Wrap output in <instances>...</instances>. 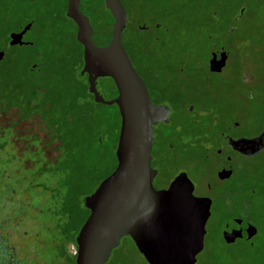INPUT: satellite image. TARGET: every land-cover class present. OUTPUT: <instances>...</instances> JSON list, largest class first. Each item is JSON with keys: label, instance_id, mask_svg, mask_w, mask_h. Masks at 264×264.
<instances>
[{"label": "flooded vegetation", "instance_id": "obj_1", "mask_svg": "<svg viewBox=\"0 0 264 264\" xmlns=\"http://www.w3.org/2000/svg\"><path fill=\"white\" fill-rule=\"evenodd\" d=\"M99 1L104 6V0ZM89 2L90 0H80L79 9L88 16L93 27V41L100 46L106 45L110 38L111 26L109 33H95ZM121 2L127 14V24L122 32V45L146 84L152 103L167 110V120L153 125L150 161L155 170L153 188L158 191L166 190L171 182L179 177L180 186L190 189L196 203V219L203 222L200 249L188 264H264V163L259 171L256 168L257 160L264 155V119L259 128L253 129L246 124L245 118L244 103L249 97L239 94L238 97H228L222 103L217 102L215 92L209 90L214 76L221 75L229 63L230 53L224 46L217 45L211 48L206 62L201 65L196 62L192 66H183L181 61L173 63L168 60L170 57L164 59L163 56L149 53L147 46H144L146 63L144 61L136 65L134 55L123 39L129 23L135 19L132 11H128L127 4L123 0ZM68 3L69 0H0V22L19 20V24L11 29L0 26V30L5 32L4 37L0 38V51H3L0 61L10 60L6 46H34L36 41L30 37L31 31L39 25H42L43 32L48 29L45 23L41 24L43 20L49 21L48 30L58 31V21L67 18L73 24L74 34L69 36L61 33L62 35L53 36L54 39L48 42L55 47L74 43L78 50L76 57L82 66L83 46L76 39L75 22L66 15ZM244 4L239 7L233 21L236 22L243 16L246 7ZM105 10L108 11L106 8ZM139 27L144 29L148 25L141 23ZM227 31L230 33L233 30L229 27ZM20 32V36H15V43L10 44L11 34ZM95 35L99 37L96 38ZM220 52H225L226 58L220 69L213 71L210 67L212 53L216 55ZM69 54V51H65L53 60L59 64L65 59H70L72 56ZM202 65L207 68L206 71L198 70ZM31 70L41 72L36 65L32 66ZM83 75L87 77L86 73ZM49 83L50 80L47 85H42V88H32L34 97L31 100L18 101L33 113L7 116L0 112V138H4V142H0V264H76V236L89 214V209H84V212H88L77 227L74 238L67 239L62 244L58 243L53 252L45 237L46 229L42 228L48 225L44 226L40 219L44 199L33 200L32 197L36 195L35 188L42 186L44 196V193L51 189V185L33 180L35 182L31 186H17L7 178L6 171L3 170L6 168L1 166L6 151H9L8 143H11L10 146L19 154L18 148L22 151L34 150L36 146L31 144L32 139L40 143L39 148L47 161L50 159L49 155L53 151L44 150L50 139L41 126L43 115L37 112L48 111L53 105L48 101L49 94L53 91ZM1 105L6 104H0V109ZM44 116L48 119V116ZM20 123H31L24 134L18 132ZM4 125L9 126L14 137L3 136ZM33 126L39 127L36 130L40 134L34 133ZM19 135L28 136L22 143L16 140ZM12 161L13 159L8 163ZM36 161L26 162L25 166L34 165ZM37 169L39 173L46 171L45 165ZM19 181L20 178L15 179L16 183ZM58 186L63 187L61 184ZM66 203L67 200H64L61 212L64 217L67 216L69 225V209L64 208ZM47 211L49 212L48 208Z\"/></svg>", "mask_w": 264, "mask_h": 264}, {"label": "rangeland", "instance_id": "obj_2", "mask_svg": "<svg viewBox=\"0 0 264 264\" xmlns=\"http://www.w3.org/2000/svg\"><path fill=\"white\" fill-rule=\"evenodd\" d=\"M144 2L139 14L141 20L130 22L123 38L134 55L133 60L136 65L140 64L141 59L133 47L147 46L151 54L163 56L164 59L170 57L168 60L173 63L181 61L183 66H192L196 62H200V65L206 62L212 47L224 46L230 53L229 63L221 75L214 76L209 90L214 91L216 101L222 103L230 96L238 97L240 94L249 97L244 103L246 124L253 129L259 128L264 119V0H144ZM243 4L246 6L243 16L236 22L233 21ZM89 8L92 23L99 33H104V28L98 23L103 20L104 24L110 25L109 14L99 0H90ZM151 21L157 22L160 27H154ZM48 22L43 20L41 24L45 23V27L50 29ZM58 23V31L45 29L43 32L42 25L35 27L30 36L36 41L34 46L23 48L6 46L10 60L0 61V104H6L1 105V113L7 116L31 114L33 111L31 112L25 104L18 101L31 100L34 97L32 88H42V85H47L49 80L53 90L48 97L49 103L53 104L50 109L37 111L43 115L41 126L50 139L44 150L51 149L54 152L49 155L51 160L47 161L45 154L39 148L40 143L32 139V143L28 141L36 146L34 150L22 151L18 148L19 154L10 146L11 143H8L9 151H6V157L1 164L6 168L3 170L6 171L7 178L14 181L17 186L21 184L23 187H28L35 181L51 185V189L46 191L44 196L42 186L35 188L36 195L32 197L33 200L44 199L40 219L44 226L48 225L42 228L46 229L45 237L53 252L58 243L62 244L63 241L74 238L75 231L86 214L83 212L86 208L84 197L90 194L86 192L93 191L102 177L114 166L116 133L120 124V116L115 105L96 106L90 99L86 87L87 80L84 73H81L82 66L76 57L77 46L70 42L68 45L55 47L48 42L59 34L69 36L74 34L73 24L67 18ZM141 23L148 27L140 29ZM17 24L19 20L15 19L0 22V26L9 29ZM229 27L233 30L230 33L227 31ZM4 35L5 32L0 30V38ZM95 37L99 36L95 35ZM65 51L71 53L70 59H65L59 64L53 60ZM34 65L41 72L32 71L31 67ZM204 69L207 70L204 65L198 68L199 71ZM96 85L103 97L109 99V80L98 79ZM72 102L74 107H69ZM44 115L48 116V119ZM98 123L104 125V130L107 126L112 129L102 133L103 144L99 146L96 144L95 136V127ZM28 125L31 123H20L19 134H24ZM37 128L39 127L33 126L34 133L40 134ZM69 130L72 136L76 135L73 148H69V140L66 138V132ZM79 131H83L81 137ZM2 134L8 138L14 137L13 131L7 125L3 126ZM27 136L19 135L16 140L23 143ZM0 142H4V138H0ZM82 152L87 157L91 154L88 162L97 163L99 166L97 170L100 173L95 177L82 174L72 198L69 196L64 199L66 187H60L58 184L61 186L67 184L64 180L67 179L66 172L70 164L68 158L73 153L81 155ZM12 159L13 161L8 163ZM30 161H36V164L25 166V163ZM263 163L264 155L256 162L257 171ZM43 165L46 171L39 173L37 168ZM16 178H20L18 183L15 182ZM64 200H67L66 204L72 205L76 213L75 218L71 213L72 221L69 225L66 221L67 216L64 217L61 212ZM105 264H147V262L131 239L122 237Z\"/></svg>", "mask_w": 264, "mask_h": 264}, {"label": "water", "instance_id": "obj_3", "mask_svg": "<svg viewBox=\"0 0 264 264\" xmlns=\"http://www.w3.org/2000/svg\"><path fill=\"white\" fill-rule=\"evenodd\" d=\"M80 0H69L66 15L76 26L83 46L81 73L95 103L115 104L120 116L115 168L84 197L89 214L76 236V264H105L122 237H130L149 264H188L200 249L203 222L196 219L190 189L175 178L166 190H155L151 167L153 125L167 120V110L152 103L146 84L122 45L127 14L121 0H104L113 22L106 45L92 39L93 27L79 9ZM12 33L10 44L16 41ZM210 59L213 71L226 58L220 52ZM3 51H0V59ZM112 80L117 94L105 99L97 79ZM193 216V217H191Z\"/></svg>", "mask_w": 264, "mask_h": 264}, {"label": "trees", "instance_id": "obj_4", "mask_svg": "<svg viewBox=\"0 0 264 264\" xmlns=\"http://www.w3.org/2000/svg\"><path fill=\"white\" fill-rule=\"evenodd\" d=\"M123 2L125 4H127V9L129 8L128 11L129 10L132 11L133 18L135 20H141V18H139V14H140L141 9L143 8V6L145 4L144 0H123ZM109 17H110V25H109V23L108 24H104L103 20H101V23H98L100 26H102L104 28V33H106L107 31L109 33V31H110V26H111V23H112V17H111L110 14H109ZM151 22H152V25H156L157 24V22H155V21H151ZM159 27H160V25H159ZM94 30H95V33H97V34H100V35L104 34V33H99L97 31V29L95 28V26H94ZM107 38H109V35L107 36ZM133 49L135 50V53H137V55L141 57L140 58L141 59L140 62H144L145 58H146V55H145L146 52L143 51L145 49L144 46H142V47L138 46L137 48L133 47ZM99 79L109 80V82H110V86H109L110 98L113 96V94H116L114 84H113V82H112V80L110 78L103 77V78H99ZM89 96H90V99L93 100L92 95L89 94ZM73 104L74 103L72 102L71 103L72 106L70 105L69 107H74ZM94 104L96 106L102 105V104L95 103V102H94ZM115 108H116V106H115ZM116 111H117V114L119 116L117 108H116ZM119 126H120V124L118 125L115 144H116L117 138H118ZM95 129H96V135H95L96 136V144L99 146V145L103 144V135H102V133L107 131V130L108 131H112V129L110 128V126H107L106 129L104 130V125H102V123H98L96 125ZM79 132H80V137H81L82 134H83V131H79ZM99 135L101 137H98ZM66 138H68V140H69V143H68L69 148H71V147L73 148V146L75 144V140H76V135L72 136L70 134V130H69L68 132H66ZM90 156H91V154H89V156L87 157V155L83 154V152H82L81 155H77V154L73 153L68 158V161L70 162V164H69L68 170L66 172V174H67L66 178L67 179L64 180L65 182H67V184H65V185L62 184L63 187H66V189H65L66 192H65V195H64V197H65L64 199H67L69 196L72 198V196L74 194V190H75V192L77 191V188H78L77 186L80 183V180L82 179V174H85L86 176H89V177L90 176L91 177H95V176L99 175L100 172H99V170H97V168L99 167L98 164L97 163L90 164L88 162L89 159L91 158ZM113 159H114V162H115L114 166L102 178L106 177L115 168V166H116V158L113 157ZM90 162H93V160H90ZM76 170H77V172H76ZM91 191L86 192V193H91ZM80 194H82V191H80ZM71 198H69V199H71ZM67 205L68 204H64V208L69 209L70 222H71L72 221V215L75 218L76 213H74L75 211H74L72 205H70V204L68 206ZM83 212H84V210H83ZM87 212L88 211L86 210V213ZM71 213H72V215H71ZM84 218H83V220H84Z\"/></svg>", "mask_w": 264, "mask_h": 264}]
</instances>
